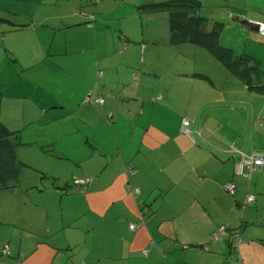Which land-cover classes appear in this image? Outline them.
<instances>
[{
	"label": "crops",
	"instance_id": "0c3cea01",
	"mask_svg": "<svg viewBox=\"0 0 264 264\" xmlns=\"http://www.w3.org/2000/svg\"><path fill=\"white\" fill-rule=\"evenodd\" d=\"M61 1L66 2L64 14L58 13L62 15L61 23L58 20L52 24L36 23L32 18L16 20L17 24L29 25L11 31L29 30L32 38L36 35L41 38L37 40L38 46L33 43L11 50L24 69L34 72L30 73L34 75V82L51 81V89L59 90L54 96L40 99L39 116L68 115L67 119L74 125L63 124L46 142L55 143L69 136L64 142L69 146H64L66 150L59 153L76 158L74 164L79 163L81 168L76 174L44 171L53 181L50 184L44 180L43 188H38L40 193H48L50 200L44 196L35 201L31 195L30 205L19 203L12 208L10 203L6 212L0 196V264H235L234 261L264 264V167L254 171L251 185L236 172V165L242 159L240 152L264 154V91H250L248 86L235 91L225 88L226 80L233 79L232 71L220 80L213 78V84H220L217 96L221 99L214 98L206 108L202 123L206 136L200 137L202 145L194 141L198 142L197 134L202 135V130L201 133L197 130L200 123L196 117L188 125L193 129L194 139L181 131L185 118L179 115L173 123L154 122L161 105L152 104L148 99L150 93L142 90V84L131 87L129 103L135 105H129L127 115L118 112L115 117L110 95L105 96L104 103L85 102L90 97L97 99L103 95L97 89L99 79L88 92L87 74L96 75V67H101L109 71L111 82L114 56L122 58L131 49L139 53L142 42L147 39L153 41L145 45V52L150 45L154 47L157 32L164 34L165 31L166 20L159 22L158 19H167V16L138 13L142 17L139 19L142 33L138 37L124 26V19L135 15L136 5L155 0H96L95 4L91 0H48V5L61 7ZM229 1L226 4L231 6ZM252 4L256 14L239 12V17L254 15L251 19L263 23L264 1ZM222 5L217 3L211 7L219 9ZM1 6L2 10H16L8 1ZM83 6L86 10H95L93 27L76 19L74 11ZM145 16L157 20L145 25ZM146 26L155 30L152 37L146 34ZM207 26L211 27L212 23ZM59 33L64 41L60 40ZM123 33L134 41L124 52L121 51ZM103 34L110 40L104 41ZM247 36L251 38L250 34ZM260 41L264 51V36L261 35ZM247 54L258 63L264 59L251 52ZM6 58L0 57V65ZM73 58L87 60L88 66L78 64ZM71 76L76 79L68 93L66 80ZM254 83L262 85L264 80L258 77ZM231 95L232 102L228 100ZM149 111L153 116H147ZM109 113L111 124L107 121ZM102 129H110L116 146L108 153L101 147ZM94 147L102 152L98 155L106 163L101 167L88 160L84 162L88 168L83 169L80 159L89 151L97 154ZM55 156L61 160L64 157ZM128 167L133 169L129 173ZM85 176L90 181L80 184L79 179ZM230 183L236 187L234 193L227 192L226 186ZM244 190L255 195L250 207L243 208ZM0 192L9 194L7 190ZM131 224L135 227L131 228ZM221 225L238 227L243 241L232 246L229 237L223 241L212 240L213 231ZM4 243H9L10 255L2 253ZM192 254L199 258L193 259Z\"/></svg>",
	"mask_w": 264,
	"mask_h": 264
},
{
	"label": "rangeland",
	"instance_id": "374dc122",
	"mask_svg": "<svg viewBox=\"0 0 264 264\" xmlns=\"http://www.w3.org/2000/svg\"><path fill=\"white\" fill-rule=\"evenodd\" d=\"M4 1H8V4L10 5H15L16 10H2L1 5ZM202 1L203 15L213 19L210 20L207 25H210L216 20L225 23V27L220 37V42L223 46L233 49L238 55L251 52L257 57L264 56V51L260 48V33L248 30L245 25L241 24L234 18L240 15L239 12L250 15L255 13L253 12L254 8L252 7V2L257 0H230L229 3L231 6L226 4V0H223V2L222 0ZM44 3H47V5ZM217 3H223L226 9H222L221 7L219 9L217 7L213 9L211 6ZM48 4V0H0V25L5 24L4 27H0V57H7L4 60L5 62L0 65V89L2 90V94L0 95V97L2 96L0 102V124L4 123V126L8 131L20 136V144L17 147V154L19 160L22 162L19 175L20 185L16 187L18 190L13 194L9 191L8 196L0 192L1 204L3 210L6 212L8 211V207L11 206L13 208L19 203L30 205L32 201L30 198L31 195L34 197L35 201L43 199L44 196L50 200V195L48 193L45 194V191L40 193L38 188H43L42 181L44 180L50 184L53 181V177L45 174L44 171L54 170L68 173L72 171L76 174L81 168L79 163L74 164L76 158H71L69 155L63 154L64 157H62L61 160L57 158L53 152L51 153L47 151V149H51L52 147L54 151L59 152V150L65 149L64 146H69V144H64L69 136L64 137L62 141L57 140L55 143L46 142V138L64 127L63 124H66L68 127H73L74 125L67 119L70 117L68 115L63 114V116L59 117L57 116V113H54L49 114L48 116H39L38 102L40 99L54 96L59 90L51 89V85H53L51 81H48L46 84L34 82V75L30 74L34 72L24 69L21 60L20 62L16 61L15 58L18 57L14 56L13 51L11 50V48L16 46L22 48L27 45H32L33 43L38 46L39 41L37 40L41 38L38 35L32 38L31 31L29 30L20 32L11 31L13 28L20 26L15 22L16 20H28L29 18H32L36 23L41 21L51 24L58 21L61 23L60 19L62 18V15H59L58 13L62 11V14H64L66 2L61 1V7L56 8H50ZM220 11L225 12L222 13ZM18 12L23 14H17ZM228 13H232L235 16H232V14L230 16ZM74 14L77 16V19L79 12H76L75 10ZM135 15L137 16L134 17ZM135 15L124 19V26L129 27L131 33L140 37L142 27L139 19L142 17H140L139 14ZM253 16H245L241 19L254 21V19H251ZM5 20L14 21L17 25L6 23ZM143 20L146 25L150 21L157 19L145 16L143 17ZM165 20L164 34L157 32L159 36L155 37L157 44L154 47L150 45L145 52V45L152 43L153 41L150 40V42L149 39H147L142 42L143 44L139 53L137 50L131 49L125 53L122 58L114 56L112 61L113 70H111V82L108 80V70L103 71L101 75L97 76L98 67H96V75L95 73L94 75H92L91 72L88 73V92L91 91L93 83L95 85L96 79H99L97 82V89L104 95L99 98L105 100V96L107 98L108 95H110L111 112L114 113L115 117L118 112L124 116L127 115L126 113L129 110V105H135L133 102L129 103V93L132 92L135 85L140 86L142 84L144 86L142 90L150 93L148 99L151 100L152 104L161 105L159 113L155 114L154 122L157 124H160L161 122L173 123L178 117L177 115L181 116L182 119L186 118L191 121H194L193 117H196L198 123H200L197 126V130L199 133H201L202 130L201 136L198 134L195 136L198 142L194 139L193 129L188 125L187 128L189 130V137L191 138V136H193L192 138L194 141L202 145L203 142L200 137L203 135L206 136V129L202 124L203 119L205 118L206 108L214 98L219 97L221 99V96H217L220 84H213V78L220 80L224 75L230 74V70L226 71L227 67L218 59V57L209 49L198 43H172V41H168V38L170 37L169 19H158L159 22H165ZM255 22L260 23L256 20ZM154 33V29H150V27L146 26V34L149 37H152ZM248 34L251 35V38L247 36ZM104 35L105 34H103V36ZM105 36L104 41H109V37L107 35ZM59 38L64 41L61 33H59ZM51 41L52 36L48 39L47 43L49 44ZM7 47H9L12 53ZM144 55L146 56V59ZM72 60L78 61V64L84 67L88 66L87 60L80 58H73ZM252 65L257 66L258 69L260 68V73H254L252 75V81L255 82L258 77H261V79L264 80V59L260 63L254 62ZM49 73L51 74V72ZM51 77L52 75L48 76V79L51 80ZM75 79L76 78L72 76L67 78L66 87L68 93H70ZM226 81L227 86L225 85V88H228L231 91L237 89L245 90L246 88L244 87L248 85L234 73L233 79L231 78ZM53 82L56 83L55 81ZM60 83L63 84L62 82ZM250 91L257 92L258 90L251 89ZM159 95H163L164 98L158 99L157 97ZM228 100L232 102L234 96L231 95ZM56 109L61 108L59 107ZM186 113H188V115H186ZM74 115L75 114H71L72 117H75ZM147 116H153V112L149 111ZM77 118L80 119L79 116ZM91 119L94 118L91 116ZM206 120L208 121L209 119L206 118ZM181 131L183 132L182 128ZM208 131L215 130L208 129ZM100 132L103 138L101 142L103 151L108 153L111 152V148L115 150L116 146L112 143L114 140L111 138L110 129H102ZM84 143L88 146L85 141ZM94 149L97 154L89 151L86 156L83 158L81 157L80 162L83 163V169L88 168L84 163L88 160L93 161L94 165L98 164L101 167L106 163V160L100 157L102 152L97 151L95 147ZM154 155H156V153ZM107 158L108 160H111V156H107ZM245 192L246 190H244V194ZM19 194L21 196H19ZM245 197L246 194L244 195V199ZM57 211L59 212V210ZM192 258L198 259L199 255L192 254ZM234 263L237 262L234 261Z\"/></svg>",
	"mask_w": 264,
	"mask_h": 264
},
{
	"label": "trees",
	"instance_id": "16d2710c",
	"mask_svg": "<svg viewBox=\"0 0 264 264\" xmlns=\"http://www.w3.org/2000/svg\"><path fill=\"white\" fill-rule=\"evenodd\" d=\"M91 3L95 4L96 0H91ZM221 8L226 9L225 5H222ZM145 11L154 12L160 16H167V19H169L170 23V41H172V43L193 42L206 47L211 52H213L230 71H232L237 77L246 82L248 84V87H250L251 89H256L258 91H264V84L260 85L252 82V75L254 73H260L257 66L252 65L257 61L252 56L245 53L242 55H238L234 52L233 49L225 47L221 44L220 37L225 27V23L216 20L212 22L211 27H208L207 24L210 20L213 19L207 17L206 15H203L201 0H155L148 3L136 5L134 7L133 13H139L142 15V13ZM78 12V19H80L82 23L87 24V26L89 27L94 26V21L96 20L95 10H86L85 6H83L79 8ZM18 25L28 26L29 23H21ZM18 27L13 28L12 30H17L19 29ZM118 31L123 32L121 31V29H119ZM121 38L123 46L122 51L124 52V50L132 45V43L134 44V41L127 39V36H125L124 33L122 34ZM103 71L104 70L102 68H98L97 76L101 75ZM1 91L2 90L0 89V95L2 94ZM100 99L101 98L94 99L93 97H90V99H86L85 102H88L89 100L100 102ZM1 100L2 96L0 97V102ZM104 102L105 100L103 99V101L100 103ZM110 113L108 114L107 121L111 124L112 114ZM19 144L20 136L17 134H13L11 131H8L5 128L4 123L0 124V191H12L19 185V175L22 164L17 154V147ZM47 151L51 153L53 152L57 156L63 155L62 153L54 151L52 147L51 149H47ZM260 167L264 166H259L257 167V169ZM130 169L132 168H127L128 173L130 172ZM251 180H249V183L251 182ZM247 193L249 192H246V195ZM236 229L239 228L236 227ZM2 253L5 255L11 254L9 243L3 244ZM235 264H243V262L239 261Z\"/></svg>",
	"mask_w": 264,
	"mask_h": 264
},
{
	"label": "built area",
	"instance_id": "2783aa9c",
	"mask_svg": "<svg viewBox=\"0 0 264 264\" xmlns=\"http://www.w3.org/2000/svg\"><path fill=\"white\" fill-rule=\"evenodd\" d=\"M260 29L259 33L264 36V22L259 23ZM160 98V97H159ZM103 101V98L100 99V102ZM190 120L184 119L183 120V132L189 134V130L187 128V125H189ZM242 155L241 161L236 165V172L242 176H245L248 178V180H251L252 173L257 167L264 166V154L257 155L255 153L245 154L240 152ZM90 181L89 177H82L79 179L80 184H85ZM227 191L234 193L236 187L233 183H230L226 186ZM255 200V195L251 193H247L245 197V202L243 203V207H247L248 205L253 204ZM131 228L135 227V224L130 225ZM229 237L231 240L232 246L237 245L239 242H242L243 239L241 237V231L236 228H230L226 225L219 226L216 230L213 231L211 238L212 240H223L225 238Z\"/></svg>",
	"mask_w": 264,
	"mask_h": 264
},
{
	"label": "water",
	"instance_id": "95a60500",
	"mask_svg": "<svg viewBox=\"0 0 264 264\" xmlns=\"http://www.w3.org/2000/svg\"><path fill=\"white\" fill-rule=\"evenodd\" d=\"M234 18L235 20L239 21L241 24L245 25L248 28V30L259 33V29H260L259 23L251 20H242L239 16Z\"/></svg>",
	"mask_w": 264,
	"mask_h": 264
}]
</instances>
